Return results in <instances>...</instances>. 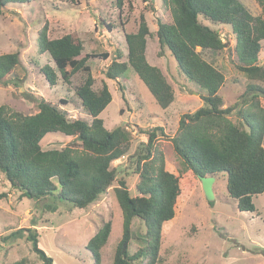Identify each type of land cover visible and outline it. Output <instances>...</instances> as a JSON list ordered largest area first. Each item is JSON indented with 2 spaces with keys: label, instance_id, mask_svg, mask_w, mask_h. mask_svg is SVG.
<instances>
[{
  "label": "trees",
  "instance_id": "trees-1",
  "mask_svg": "<svg viewBox=\"0 0 264 264\" xmlns=\"http://www.w3.org/2000/svg\"><path fill=\"white\" fill-rule=\"evenodd\" d=\"M36 0H0V14L8 4ZM150 4L149 0H143ZM262 14L253 15L239 0H161L169 10L171 21L157 20L154 30L160 48H167L180 71L199 86L202 105L192 112L180 114L172 136L163 126L145 131L147 140L141 142L130 160V171L137 175L135 194H130L123 176L118 177L112 162L124 156L131 143L130 132L124 125L105 128L99 113L112 96L105 82L94 89L90 59H106L107 52H86L83 40L73 33L50 37L47 25L37 32L39 53L47 52L54 65L44 64L40 71L50 86L60 78L70 84L72 76L82 71L84 77L74 89L87 118H71L60 105L40 99L37 112L22 114L0 105V174L9 188L20 197L42 199L48 196L85 208L113 188L122 213V236L114 249L111 264H157L164 241V226L175 216V206L185 189L200 176L225 173L228 195L236 199L239 210L253 211V195H264V65L259 52L264 42V0H256ZM121 8L124 0H114ZM151 6V5H150ZM137 30L125 32L127 52L125 61L118 51L104 71L107 78L119 80L131 67L153 95L156 103L168 107L174 99L173 88L162 71L146 58V38L152 32L143 13ZM225 25L233 35L234 65L243 73L247 83L240 97L228 105L218 93L225 82L224 74L203 58L200 49L226 48L217 28ZM110 27V23H106ZM20 64L18 51L0 53V83L8 84ZM201 89V90H200ZM69 101L61 99V104ZM234 113L237 122L230 118ZM48 133L71 136L62 148L42 149L41 140ZM167 137L189 175L185 180L172 172L159 148L158 138ZM186 181V182H185ZM7 192H0V199ZM51 209L55 206L51 205ZM141 219L144 232L132 254L128 246L135 238L132 221ZM111 222L105 221L87 240L93 264L101 263L100 251L108 240ZM37 230L33 227L12 231L8 238L24 237L43 264L52 258L39 247ZM7 238V237H6ZM5 239V238H4ZM21 258L10 264H24Z\"/></svg>",
  "mask_w": 264,
  "mask_h": 264
},
{
  "label": "rangeland",
  "instance_id": "rangeland-1",
  "mask_svg": "<svg viewBox=\"0 0 264 264\" xmlns=\"http://www.w3.org/2000/svg\"><path fill=\"white\" fill-rule=\"evenodd\" d=\"M239 1L253 15L262 14V7L256 0ZM149 2L124 0L118 8L114 0H36L8 4L0 14V53L18 51L20 57L12 79L8 84L0 83V105L10 111L34 114L38 110L37 102L44 99L60 105L71 118H87L74 94L84 72L75 73L70 84L59 78L50 86L40 71L46 63L54 65L49 54L39 53L36 46L37 32L44 24L50 37L65 33L78 35L84 45L81 55L90 51L108 53L106 59H90L88 64L94 78L93 88H100L105 82L111 92V101L98 115L105 128L124 125L130 132L128 152L112 162L117 176L125 178L130 194H135L137 181V175L130 171V160L138 145L147 140L145 131L158 125L172 136L180 114L192 112L202 105L199 86L183 75L169 50L161 49L154 36L157 20L171 21L169 10L162 6L161 0ZM141 13L153 34L146 38V58L162 71L173 88L174 99L166 108L156 103L131 67L119 80L109 79L104 74L106 66L117 58L118 51L123 56L117 61L126 60L124 33L137 30ZM211 26L219 30L226 48L200 49V53L224 74L225 82L218 93L228 105L240 97L247 79L234 65L235 56L231 50L234 41L229 27ZM259 60L264 65V42ZM61 99L69 102L61 104ZM259 100L264 107V96ZM230 118L238 121L234 113ZM71 139L61 133H48L40 144L42 149L62 148ZM158 145L167 167L185 180L189 175L169 139L159 137ZM225 176L223 172L215 176L211 201L204 196L199 178L194 179L192 185L185 181V189L175 206L176 214L164 226L165 238L157 264H264V195H253V211L239 210L236 199L226 191ZM116 185L114 181L96 201L85 208H77L50 196L39 200L20 197L0 174V192H7V197L0 199V264H10L21 258L26 259L24 264H43L24 237L8 238L12 231L27 227L37 230L38 245L52 258V264H93L85 244L108 220L111 231L100 251V264H111L114 249L122 236V213L113 189ZM51 205L55 209H51ZM132 230L135 238L125 244L128 254L134 252L144 232L141 219L132 221Z\"/></svg>",
  "mask_w": 264,
  "mask_h": 264
},
{
  "label": "water",
  "instance_id": "water-1",
  "mask_svg": "<svg viewBox=\"0 0 264 264\" xmlns=\"http://www.w3.org/2000/svg\"><path fill=\"white\" fill-rule=\"evenodd\" d=\"M199 180L201 182L202 190L204 193V196L207 200H212L214 198L213 193V182L215 180L214 176H200ZM125 247V244H124Z\"/></svg>",
  "mask_w": 264,
  "mask_h": 264
}]
</instances>
